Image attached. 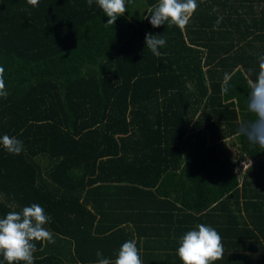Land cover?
I'll list each match as a JSON object with an SVG mask.
<instances>
[{
    "label": "trees",
    "instance_id": "trees-1",
    "mask_svg": "<svg viewBox=\"0 0 264 264\" xmlns=\"http://www.w3.org/2000/svg\"><path fill=\"white\" fill-rule=\"evenodd\" d=\"M231 1L198 0L181 31L145 18L158 0H127L114 25L87 0H0L9 93L0 98V137L24 145L20 155L0 146V218L32 203L51 217L55 243H37L34 264H97L98 250L114 260L121 214L135 217L142 206H126L145 197L183 202L178 226L192 229L205 218L197 213L253 188L249 179L263 185L264 148L244 126L256 119L248 79L263 51L248 37L264 27V11L254 16L253 1ZM146 33L166 40L160 56L146 47ZM225 73L232 79L222 93ZM233 136L253 160L245 176L225 147ZM239 254L227 264H248Z\"/></svg>",
    "mask_w": 264,
    "mask_h": 264
},
{
    "label": "clouds",
    "instance_id": "clouds-1",
    "mask_svg": "<svg viewBox=\"0 0 264 264\" xmlns=\"http://www.w3.org/2000/svg\"><path fill=\"white\" fill-rule=\"evenodd\" d=\"M94 2L108 18L106 25H114L119 17L128 12L127 0H87L90 7ZM27 3L32 7H38L40 0H27ZM198 7V0H158L151 15L145 18L153 28L174 25L184 31ZM219 23L220 19L217 20L216 26ZM144 42L155 56H160L159 49L166 45L165 39L158 38L152 33H146ZM258 63L259 70L255 80L248 79L250 88L248 109L256 119L246 124L244 129L251 143L264 148V136L258 134V130L264 127V55L259 57ZM231 79V74L225 73L221 85L222 93L228 91ZM8 94L5 68L0 66V98L7 99ZM0 146L12 155H20L24 150L21 140L7 134L0 137ZM50 220L51 217L37 203L25 206L19 211L7 212L0 218V256L3 260L7 264H34L37 243L44 246L55 243L54 233L47 227ZM176 254L181 264H217L224 259L222 237L212 226L197 224L194 230L182 235ZM96 255L97 264H144L135 239L125 241L114 260L105 258L99 250Z\"/></svg>",
    "mask_w": 264,
    "mask_h": 264
},
{
    "label": "crops",
    "instance_id": "crops-1",
    "mask_svg": "<svg viewBox=\"0 0 264 264\" xmlns=\"http://www.w3.org/2000/svg\"><path fill=\"white\" fill-rule=\"evenodd\" d=\"M250 1H253L255 6L254 16L261 15L264 11V0ZM223 2L225 5L230 3L228 0H223ZM231 2H235L237 5L247 3L245 0H232ZM252 28L254 36L250 34L248 38L255 40V47L260 51L263 50L261 54L264 55V27L259 25V28ZM241 30L248 32L250 27L241 24ZM251 162L253 163V161ZM249 164L251 163L242 164L245 165L241 172L242 176L247 174ZM249 180L254 184L253 188H238L215 202L204 212H196L199 215L205 213L201 215L205 217L201 223L212 226L222 237L225 260L223 259L224 262L218 264H227V258L233 251L240 252L239 262L250 257L248 264H264V183L257 185L256 180ZM164 196L169 198L167 195ZM161 199L164 201L145 197L142 201L126 206L142 207L134 210L135 217L129 212L125 215L122 212L121 218L125 219L120 227L125 229L120 232L118 242L115 243L116 246L113 245L111 253L118 252L123 244L122 239L124 242L135 239L144 264H181L176 254L177 245H179V240L184 231L186 233L195 228L191 229L190 225L186 226L185 229L182 228L183 231L180 229V226H185L184 218L185 214L188 213L183 202L175 201L173 204L170 202L171 198L161 197ZM190 211L194 212V210ZM193 220L197 221L196 219ZM196 223L198 224V222ZM119 238L121 239L119 240Z\"/></svg>",
    "mask_w": 264,
    "mask_h": 264
},
{
    "label": "rangeland",
    "instance_id": "rangeland-1",
    "mask_svg": "<svg viewBox=\"0 0 264 264\" xmlns=\"http://www.w3.org/2000/svg\"><path fill=\"white\" fill-rule=\"evenodd\" d=\"M228 144H226L225 147H227V152L232 154L234 156V161L238 163V167H237V171H240L241 170V167L243 166L242 164L243 163H251L252 160V157L246 153V152H242V154H245V159H240L239 156L242 155V154H239V150L242 148L241 144H240V139H238L236 136H233L231 138L228 139ZM230 143V144H229ZM249 164V165H251ZM238 173V172H237Z\"/></svg>",
    "mask_w": 264,
    "mask_h": 264
}]
</instances>
